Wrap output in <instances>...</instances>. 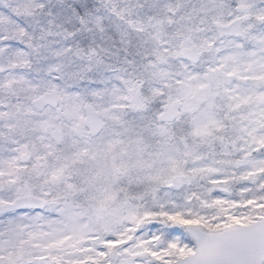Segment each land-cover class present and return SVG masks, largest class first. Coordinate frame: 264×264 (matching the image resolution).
<instances>
[{
    "label": "snow or ice",
    "instance_id": "obj_1",
    "mask_svg": "<svg viewBox=\"0 0 264 264\" xmlns=\"http://www.w3.org/2000/svg\"><path fill=\"white\" fill-rule=\"evenodd\" d=\"M0 264H264V0H0Z\"/></svg>",
    "mask_w": 264,
    "mask_h": 264
}]
</instances>
